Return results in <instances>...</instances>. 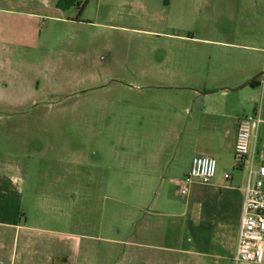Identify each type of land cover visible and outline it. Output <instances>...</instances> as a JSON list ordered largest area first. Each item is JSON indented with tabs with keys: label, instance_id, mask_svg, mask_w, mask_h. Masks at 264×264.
<instances>
[{
	"label": "rangeland",
	"instance_id": "rangeland-1",
	"mask_svg": "<svg viewBox=\"0 0 264 264\" xmlns=\"http://www.w3.org/2000/svg\"><path fill=\"white\" fill-rule=\"evenodd\" d=\"M58 2L0 0V177H20L14 188L26 197L61 193L42 205L102 224L103 236L124 239L134 220L160 223L168 237L145 252L178 246L186 196L167 166L190 144L168 131L195 126L201 104L179 103L176 115L165 85L223 79L234 61L212 53L213 41L264 33V3L260 16L255 0H89L82 13ZM261 133L256 125V142ZM162 142L178 152L159 154ZM101 245L103 255L125 248Z\"/></svg>",
	"mask_w": 264,
	"mask_h": 264
},
{
	"label": "crops",
	"instance_id": "crops-1",
	"mask_svg": "<svg viewBox=\"0 0 264 264\" xmlns=\"http://www.w3.org/2000/svg\"><path fill=\"white\" fill-rule=\"evenodd\" d=\"M260 16L264 0H255ZM220 47L214 54L222 53L234 61L227 68L221 80L198 82L196 84H166L173 88L169 94L174 103V113L179 115V103L190 102L192 106L201 104L190 116L195 126L189 129L172 128L168 136L185 141L190 148L182 151L183 160L168 163L174 177L180 181L188 174L192 160L197 155H208L217 159V172L208 183L194 182L184 201L180 215L183 218L182 231L178 235V246L156 245L161 253L151 254L150 239L156 236L168 237V225L150 222L131 221L124 227V239L103 236V225L87 223L85 217H72L68 212L56 215L49 203L60 201L61 193L44 195L31 193L26 197L21 190L14 188L15 179L20 177H0V258L6 264H226L234 261L242 222L245 187L248 170L236 166L235 142L238 122L246 117L256 127V117L263 122L259 129V140L252 139L258 151L264 152V90L260 107H253L255 94L260 92V73H264V33L262 31L243 32L237 40H214ZM263 71V72H262ZM244 95L239 108L223 109L224 104L232 103L237 95ZM207 104V106H206ZM192 113V112H191ZM192 122V123H193ZM185 132L183 133L182 132ZM187 130V132H186ZM174 131V132H173ZM178 147L162 142L159 154H176ZM176 152V153H175ZM186 153V154H185ZM137 178V177H134ZM142 181L151 177H139ZM162 178L165 177H152ZM138 179V180H140ZM143 192L144 187L137 188ZM94 229L92 231L91 229ZM115 235L121 233L119 225L110 227ZM189 246L184 247L183 241ZM125 246L122 253L103 255L101 242ZM153 247V246H152Z\"/></svg>",
	"mask_w": 264,
	"mask_h": 264
},
{
	"label": "built area",
	"instance_id": "built-area-1",
	"mask_svg": "<svg viewBox=\"0 0 264 264\" xmlns=\"http://www.w3.org/2000/svg\"><path fill=\"white\" fill-rule=\"evenodd\" d=\"M263 119L256 117L257 127ZM253 122L241 117L235 142L236 166L248 170L242 222L234 255L236 264L244 261L264 264V152L252 148ZM217 159L208 155H197L192 160L188 174L180 181L179 194L188 195L196 182L208 183L216 175ZM0 264L6 262L0 258Z\"/></svg>",
	"mask_w": 264,
	"mask_h": 264
},
{
	"label": "trees",
	"instance_id": "trees-1",
	"mask_svg": "<svg viewBox=\"0 0 264 264\" xmlns=\"http://www.w3.org/2000/svg\"><path fill=\"white\" fill-rule=\"evenodd\" d=\"M88 1L89 0H59L57 6L60 9H67L72 6H77L80 13H82Z\"/></svg>",
	"mask_w": 264,
	"mask_h": 264
}]
</instances>
